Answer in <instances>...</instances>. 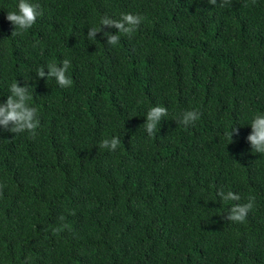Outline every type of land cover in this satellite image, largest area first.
<instances>
[{
  "label": "trees",
  "instance_id": "trees-1",
  "mask_svg": "<svg viewBox=\"0 0 264 264\" xmlns=\"http://www.w3.org/2000/svg\"><path fill=\"white\" fill-rule=\"evenodd\" d=\"M29 2L43 15L11 35L19 0H0V103L27 83L39 120L34 136L0 128V264H264V153L246 139L264 114V0ZM126 13L144 19L117 45L115 28L87 39ZM64 59L70 87L36 77ZM249 196L245 222L226 220Z\"/></svg>",
  "mask_w": 264,
  "mask_h": 264
},
{
  "label": "clouds",
  "instance_id": "clouds-1",
  "mask_svg": "<svg viewBox=\"0 0 264 264\" xmlns=\"http://www.w3.org/2000/svg\"><path fill=\"white\" fill-rule=\"evenodd\" d=\"M208 4L213 6L225 7L230 5L231 0H220L219 5L217 0H207ZM255 4V0H252ZM247 7V5H245ZM17 11H9L6 15V20L13 26V31L11 35L21 34L28 29H30L36 22L38 16H42V11L39 10L38 4H33L29 0H19ZM144 18L138 14L126 13L122 14L119 20H114L108 17H104L100 21V27H92L88 29L87 39L95 40L97 33L102 31L101 26L106 28H115L117 32L111 34L109 32H104L103 35L107 38L108 45H117L120 41V34L131 35L137 30ZM35 46V45H34ZM71 66V62L68 59H64L60 62V66L57 64L47 65V73H45L44 68L40 67L37 69V78H54L57 85L60 88L70 87L73 81L68 77L67 70ZM32 96L29 93V87L27 83L25 86H18L15 82L10 85V95H8L6 101L0 103V128L7 130L11 133H22L29 132L33 136L36 133V129L39 127V120L37 118V109L31 107L29 102ZM167 115V109L162 106H155L150 108L147 112L145 123L143 127L147 134L155 138L157 131V126L161 118ZM199 119V113L197 111H185L178 117V122L184 126L193 125L195 121ZM251 133L247 136V141L249 142L251 149L256 153H264V114L256 115L252 122L250 123ZM233 134H238V129L233 127L231 132L228 134L229 140H232ZM121 145L120 137H113L112 139L103 140L99 147L108 149L109 151H115ZM3 185H0V189ZM0 191V195H2ZM217 195L221 200L227 201H239L241 199L240 195L228 191L225 193L223 190L217 192ZM255 197L249 196L247 202L240 204H234L227 216L226 220L244 223L247 214L254 208ZM69 214L74 215V211ZM61 220L64 219L63 216L60 217ZM61 228L53 229L54 234H59Z\"/></svg>",
  "mask_w": 264,
  "mask_h": 264
}]
</instances>
